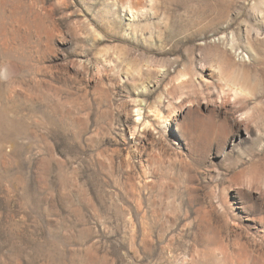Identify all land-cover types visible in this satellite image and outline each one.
Instances as JSON below:
<instances>
[{"label": "rangeland", "instance_id": "obj_1", "mask_svg": "<svg viewBox=\"0 0 264 264\" xmlns=\"http://www.w3.org/2000/svg\"><path fill=\"white\" fill-rule=\"evenodd\" d=\"M0 264H264V0H0Z\"/></svg>", "mask_w": 264, "mask_h": 264}]
</instances>
